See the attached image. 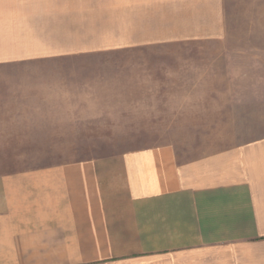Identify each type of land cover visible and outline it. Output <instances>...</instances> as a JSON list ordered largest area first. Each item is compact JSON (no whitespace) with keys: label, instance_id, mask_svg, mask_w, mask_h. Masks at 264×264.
Listing matches in <instances>:
<instances>
[{"label":"crops","instance_id":"1","mask_svg":"<svg viewBox=\"0 0 264 264\" xmlns=\"http://www.w3.org/2000/svg\"><path fill=\"white\" fill-rule=\"evenodd\" d=\"M162 1L209 16L264 8V0ZM69 8L70 0H0V152L93 151L95 137L161 128L164 117L135 116L143 97L122 108L108 94L145 81L85 79L80 65L41 62L59 55L47 41ZM255 52L262 72L264 48ZM199 82L211 91L189 97L188 122L175 113L164 133L221 137L203 153L161 144L0 174V264H264V79H222L217 86L232 90L216 94L214 80Z\"/></svg>","mask_w":264,"mask_h":264},{"label":"rangeland","instance_id":"2","mask_svg":"<svg viewBox=\"0 0 264 264\" xmlns=\"http://www.w3.org/2000/svg\"><path fill=\"white\" fill-rule=\"evenodd\" d=\"M128 4L129 0H70L69 18L59 25L54 23V39L47 41L59 55L41 62L80 65L85 71L79 73L85 79L118 80L119 85L127 80L145 81V88H115L108 94L122 97V108L126 101L132 100L130 96L135 103L143 97V104L134 105L139 108L135 116L164 117L161 128L145 130L149 134L95 137L101 138V149L93 151L0 152V174L161 144H174L184 155L194 156L221 140L213 136L165 134L172 131L167 129V117L173 121L171 116L181 112V124L188 122L184 120L190 115L188 98H199L211 91L200 87L205 84L199 81L214 80L216 94L232 90L217 86L216 82L222 79H264V69L253 70L254 52L264 48V8L223 7L216 9L217 15L214 9H207L214 12L209 16L204 14L205 9L178 7L162 0L154 3L145 0V6L135 4L134 8L132 0L130 8ZM193 35L200 38H192ZM162 48L183 49L181 53L185 54L154 55L153 49ZM158 80L162 81L160 87L156 84ZM126 95L129 98L124 100ZM156 95L159 102L152 98Z\"/></svg>","mask_w":264,"mask_h":264}]
</instances>
